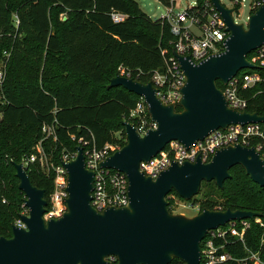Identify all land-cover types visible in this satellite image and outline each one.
Returning <instances> with one entry per match:
<instances>
[{
    "label": "trees",
    "instance_id": "trees-1",
    "mask_svg": "<svg viewBox=\"0 0 264 264\" xmlns=\"http://www.w3.org/2000/svg\"><path fill=\"white\" fill-rule=\"evenodd\" d=\"M205 1L197 0L199 9ZM114 12L126 19L113 20ZM175 39L168 21L151 18L136 0H0V61L8 62L1 88L6 101L0 102V237L12 236L14 220L21 215L24 192L15 163L31 154L43 137L42 127L54 130V144L51 140L48 144L55 146L57 162L64 150L77 147L73 135L93 136L98 148L109 143L124 146L122 122L140 96L121 86L109 88V83L119 66L134 72L132 78L151 81L165 68L163 52L173 54ZM246 73L261 76L254 85L240 87L246 110L264 116V66L244 69L239 75ZM218 86L224 84L218 81ZM26 171L49 198L54 177L38 164H30ZM230 173L222 189L214 181L202 182V186L213 183L214 188L205 195L201 209L231 208L262 215L248 219L251 225L243 238L228 232L216 239L217 245H224L220 252L232 257L220 264H264V187L241 165Z\"/></svg>",
    "mask_w": 264,
    "mask_h": 264
},
{
    "label": "water",
    "instance_id": "water-1",
    "mask_svg": "<svg viewBox=\"0 0 264 264\" xmlns=\"http://www.w3.org/2000/svg\"><path fill=\"white\" fill-rule=\"evenodd\" d=\"M221 13L230 32L226 48L200 62L176 51L186 76L179 101L164 104L152 81L144 83L117 74L111 87H124L143 97L156 124L143 136L138 128L123 121L126 144L100 163L127 174L130 202L124 207H107L102 212L92 206L95 172L85 165L84 149L77 146V157L64 163L67 169V210L59 218L46 220L48 201L44 189L35 186L23 163H15L19 188L27 199L29 214H21L25 226L13 225L11 237H0V264H110L115 255L118 264H171L174 259L200 264L201 244L209 232L232 221L254 219L261 212L251 210H211L187 217L173 214L167 196L173 190L186 201L201 189L203 181H214L224 188L230 170L241 165L250 178L264 187V159L255 147L235 143L216 151L212 159L182 164L172 162L157 178L140 169L173 141L187 148L204 140L211 132L231 124L264 122L258 112L228 106L218 81L227 84L244 69L259 65L248 55L264 45V4L253 12L246 24L236 23L233 9L220 0H210Z\"/></svg>",
    "mask_w": 264,
    "mask_h": 264
},
{
    "label": "built area",
    "instance_id": "built-area-1",
    "mask_svg": "<svg viewBox=\"0 0 264 264\" xmlns=\"http://www.w3.org/2000/svg\"><path fill=\"white\" fill-rule=\"evenodd\" d=\"M175 1L172 0V3L166 6V14L163 16L170 24L171 31L176 37L173 42L174 51L183 56L190 55L194 62H200L212 54L222 52L226 48L225 42L230 32L227 30V24L221 13L213 3L210 0H206L202 5V9H199L198 7L200 6L196 1L194 6H189L181 11H175ZM220 1L227 8L233 9L232 15L234 20L235 12H238L245 2V0H230L229 5H227L223 2L224 0ZM249 1L251 14L264 4V0ZM194 8L197 10L192 13L190 10ZM112 18L115 21H123L126 19V15L114 12L112 13ZM166 54L163 52L165 56V68L162 71H156L152 75L151 81L158 89L157 95L162 102L164 104H175L178 109L180 107L179 101L182 97L181 89L186 83V76L178 58L174 54L171 56H166ZM250 61L259 66H264V45L255 51ZM118 74L132 78L134 72L123 66H119ZM136 74L138 76L140 75V73ZM5 75L4 70L0 69V102L3 103L6 101V98L1 93V88ZM260 80L261 76L257 73H246L243 75H239L238 73L227 84H224V87L221 89L228 102V106L239 110H246L247 100L241 96L240 87L252 86ZM124 120L134 124L142 136L150 128L156 127L143 97L139 98L135 108L130 111ZM47 127L52 129V134L55 136L53 128L50 126ZM72 139L77 141V146L83 147L86 167L95 172L92 206L100 212L111 206H127L130 202L129 179L127 174L117 169L100 167V163L106 157L121 148V143H109L98 148L93 136L91 139H87L86 137L77 139L73 135ZM235 143H240L247 147H255L264 159V122L231 124L225 129L220 128L211 132L204 140L198 141L191 148H187L180 141H173L149 162H142L140 169L147 175L157 178L172 162L182 164L187 160L195 161L198 156L204 162H208L218 149ZM77 154L76 148L75 150L66 149L60 155L59 162L53 160L51 164L47 163L50 168H48L46 174L54 177V189L49 195V198L46 197L48 201L47 211L44 215L46 220L59 218L67 210L66 199L69 195L67 191L68 173L64 163L74 160ZM39 162L41 165L43 164V160L39 159L35 153H31L25 157L22 163L26 168L30 164H39ZM22 214H29V212ZM256 220L260 221L259 219ZM240 224L243 232L251 225L248 219L241 220ZM18 226H25L22 220ZM226 227H228V230H225ZM228 232L240 238H243L244 235V233L238 231V221H232L226 226L209 232L201 245L202 257L200 264H220L232 258L228 253L220 252L224 249V245H217L215 242L218 238H225ZM253 257L258 260L256 254H253ZM106 260L110 264L119 263V259L115 255L108 256ZM175 264L186 263L179 260Z\"/></svg>",
    "mask_w": 264,
    "mask_h": 264
},
{
    "label": "rangeland",
    "instance_id": "rangeland-1",
    "mask_svg": "<svg viewBox=\"0 0 264 264\" xmlns=\"http://www.w3.org/2000/svg\"><path fill=\"white\" fill-rule=\"evenodd\" d=\"M136 1L139 2L144 12L147 13L153 19L161 18L166 14V5L161 3L159 0H136ZM196 1L197 0H176L175 11H181L184 10L185 8H188L189 6L190 7L194 6ZM223 2L229 5L230 0H224ZM249 5H250V1L245 0L244 4L241 6V9L238 12H235L234 17L237 23L246 24L248 22V17L251 15ZM7 63H8L7 59H5V61H0V69H3L5 74L7 73ZM1 117L2 115L0 113V119ZM42 133H43V137L37 142L31 153H35L39 157V159L43 160V164L41 165V163L39 162L38 165L40 169L46 174L48 168H50V166H48L47 163L51 164L52 161L55 160L53 156L54 154L53 152L55 151V146L53 144L55 140L51 128L44 125L42 127ZM50 140L52 141L53 144L50 143L48 144V141ZM22 159L23 160L21 161V163L24 161L25 157ZM213 188H214L213 183H209V184L207 183L204 186L201 185V189L199 193L189 201L184 200L177 193L171 192L167 196V201L169 202L170 211L173 214H182L187 217H194L198 215L202 211L201 202L206 198L205 195L207 194V192L211 191ZM26 199L27 197L23 194L22 203L20 204L21 214L29 212V209L25 205ZM20 223L21 220L19 217L14 220L15 225H19ZM225 230H228V227H226ZM238 231H240V233L241 232L244 233L242 228L241 230L240 228H238Z\"/></svg>",
    "mask_w": 264,
    "mask_h": 264
}]
</instances>
